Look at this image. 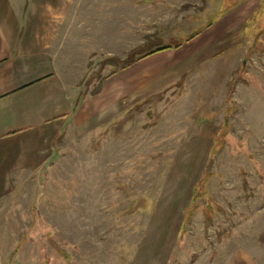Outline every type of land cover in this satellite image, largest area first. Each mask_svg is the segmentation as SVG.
Returning a JSON list of instances; mask_svg holds the SVG:
<instances>
[{
    "label": "rangeland",
    "instance_id": "374dc122",
    "mask_svg": "<svg viewBox=\"0 0 264 264\" xmlns=\"http://www.w3.org/2000/svg\"><path fill=\"white\" fill-rule=\"evenodd\" d=\"M54 1L78 110L0 264H264V0Z\"/></svg>",
    "mask_w": 264,
    "mask_h": 264
},
{
    "label": "crops",
    "instance_id": "0c3cea01",
    "mask_svg": "<svg viewBox=\"0 0 264 264\" xmlns=\"http://www.w3.org/2000/svg\"><path fill=\"white\" fill-rule=\"evenodd\" d=\"M54 0H0V200L39 168L71 114L80 81L60 59ZM50 15V16H49Z\"/></svg>",
    "mask_w": 264,
    "mask_h": 264
},
{
    "label": "trees",
    "instance_id": "16d2710c",
    "mask_svg": "<svg viewBox=\"0 0 264 264\" xmlns=\"http://www.w3.org/2000/svg\"><path fill=\"white\" fill-rule=\"evenodd\" d=\"M167 48H168V47H167ZM167 48H166V47H163V48H156V49H154L153 51H151V52L145 54V55L142 56V57L144 58V57H146V56H148V55H150V54H153V53H157V52H160V51L166 50ZM128 63H129V62H128ZM127 65H128V64H127Z\"/></svg>",
    "mask_w": 264,
    "mask_h": 264
}]
</instances>
